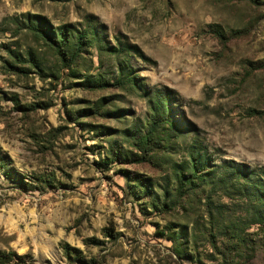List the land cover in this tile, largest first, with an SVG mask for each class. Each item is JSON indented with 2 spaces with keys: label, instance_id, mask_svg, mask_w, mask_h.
Masks as SVG:
<instances>
[{
  "label": "rangeland",
  "instance_id": "rangeland-1",
  "mask_svg": "<svg viewBox=\"0 0 264 264\" xmlns=\"http://www.w3.org/2000/svg\"><path fill=\"white\" fill-rule=\"evenodd\" d=\"M232 164L264 192V0H0V264H264Z\"/></svg>",
  "mask_w": 264,
  "mask_h": 264
},
{
  "label": "trees",
  "instance_id": "trees-1",
  "mask_svg": "<svg viewBox=\"0 0 264 264\" xmlns=\"http://www.w3.org/2000/svg\"><path fill=\"white\" fill-rule=\"evenodd\" d=\"M27 28V26H26ZM30 29L33 30L34 32L39 33L41 37L46 40L49 44H53L55 47L56 51H59V44H63L62 40H59L58 43H55V40L53 39L54 36L53 34L46 33L44 30L38 26L30 25ZM61 37V34H60ZM87 36H80L78 37V40L76 42V53L79 52L78 49H80L81 46L84 44H88L89 42H82L84 39H86ZM81 41V42H80ZM75 56V54H74ZM165 103L163 100H158L156 101L153 106L151 107V112H152V123L153 126L155 123H160L162 121H165ZM196 160V159H194ZM200 163L196 161L192 166H191V172L190 173H180L177 177L176 180L174 181V194L176 197H181L186 193V188L194 186L196 184H201L202 186H206L209 184V177H207L205 174L200 173V171H197ZM199 173V174H198ZM219 175H221L220 178L216 179V184H218L219 190L224 191L228 194L227 191L229 189H235L236 184L244 185V188L237 189L242 197L245 200H249L250 202L257 203L261 206V208H264V192H262L261 188V180L255 176V174L251 172H247L244 170H239L234 167V165H224L221 167V170L218 172ZM239 186V185H238ZM257 190H260L259 192ZM229 195V194H228ZM259 206V209H260ZM264 217V216H261ZM211 236V235H210Z\"/></svg>",
  "mask_w": 264,
  "mask_h": 264
}]
</instances>
